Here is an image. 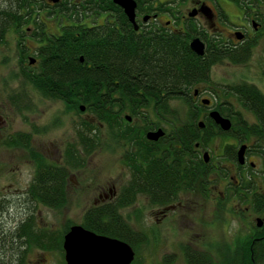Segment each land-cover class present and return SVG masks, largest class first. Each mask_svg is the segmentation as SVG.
Here are the masks:
<instances>
[{
    "label": "flooded vegetation",
    "instance_id": "af4514ba",
    "mask_svg": "<svg viewBox=\"0 0 264 264\" xmlns=\"http://www.w3.org/2000/svg\"><path fill=\"white\" fill-rule=\"evenodd\" d=\"M24 1L30 6L28 12L20 14L23 16L21 27H12L5 37L13 35L19 82H26L40 73V51L51 46L49 41L62 39L65 33L79 28L92 31L94 48L105 44L110 49L119 47L115 40L120 39L128 45L130 43L134 50L145 51L154 46L158 62H161L162 50L182 51L188 60V69L184 67L180 74L182 85L161 92L159 96L139 91L137 96L142 97V101L132 105L124 101L125 104L119 106L120 100L127 96L121 90H112V106L108 107L111 123L107 127L96 123L83 105L70 108L63 100L64 94L44 95L35 89L10 94L7 101L20 116L35 110V105L29 102L32 94L43 101L59 104L64 114L79 118L76 138L65 144L59 160H50L33 148L32 133L7 132V119L0 108V145L23 150L33 165V176L24 192L23 203L27 208L38 205L60 211L67 205L70 190L81 192L91 186L85 177L76 180L75 172L82 170L87 158L100 150L99 132L105 129L111 135L110 143L122 149L115 165L122 167L123 178L119 182L112 179L95 187L97 195L84 210L81 223L60 234L62 243L71 227L84 228L85 214L93 208L117 207L121 215L124 209L145 204L143 206L154 211L158 225L163 222L173 224L183 211L189 209L191 203L185 196L199 194L204 201L235 220L237 231L233 238H238L241 247L243 239L246 240L253 264H264V0H126L134 4L133 21L115 0ZM102 36H106L105 44ZM131 36L133 40H130ZM27 41L33 43V49L26 44ZM21 49L26 51L23 60ZM258 50H261L262 58H256ZM77 60L83 64V56H78ZM223 67L247 69L251 73L234 81L224 77L216 79L218 68ZM23 71L28 74L27 80ZM164 96L171 98L172 103L181 104L182 112L180 107L170 105L167 107L170 113H190L193 121L190 124L174 123L173 115L164 121L161 105L153 99ZM81 107H84L83 111ZM213 112L228 122L227 128L213 121L210 117ZM83 115L87 118L82 119ZM83 120L90 126H85ZM179 128L181 135L197 133L202 138L186 147L183 141L177 140ZM158 130L163 132L160 138L148 137ZM33 132L38 134L36 129ZM41 164L64 169L67 173L63 204L56 209L43 205L32 196ZM112 173H115L113 167ZM195 174L198 175L197 181L194 180ZM182 177L184 180L177 192L175 185ZM152 178L156 179L155 185L168 178L169 190L157 195L152 189ZM212 180L221 186L222 191L215 192ZM15 192L21 193V190ZM124 221L132 232L128 233L129 238H145L126 219ZM24 222L28 226L23 230L29 236L58 237L36 235L31 218ZM158 228L157 234L161 235ZM157 234L155 238H159ZM186 238L190 235L187 234ZM21 246L23 249L27 247L25 243ZM186 247L199 251L194 246H184V264ZM60 254L66 264L63 249ZM1 260L0 250V264H3ZM16 264L23 263L18 258Z\"/></svg>",
    "mask_w": 264,
    "mask_h": 264
},
{
    "label": "rangeland",
    "instance_id": "374dc122",
    "mask_svg": "<svg viewBox=\"0 0 264 264\" xmlns=\"http://www.w3.org/2000/svg\"><path fill=\"white\" fill-rule=\"evenodd\" d=\"M1 1L0 8L3 4ZM12 40L13 35L8 34L5 43L0 45V108L7 119L5 129L8 133H32L33 148L44 153L50 160H59L65 144L73 142L76 138L75 128L79 118L73 114H64L63 107L59 104L43 101L32 94L29 95V102L35 105L33 112H25L20 116L12 110L7 101L9 95L19 90H27L25 83L19 82L16 78L18 62ZM26 44L33 49L31 41H27ZM262 55L261 50H258L256 58H262ZM250 73L251 71L247 69L223 67L218 68L215 78L224 77L234 81ZM170 105L180 107L179 111L182 112L181 104L178 102H171ZM85 118L87 117L83 115L82 119ZM34 129L38 130V134L33 132ZM99 138L102 144L100 150L87 158L82 170L75 172L76 180L85 177L90 180L91 186L86 189L80 188L81 192L78 189L70 190L67 205L60 211H52L38 205L27 208L23 203L24 192L32 179L33 165L23 150L0 145V200L2 206L5 205L4 211L0 213V236L6 235L9 238L19 224L28 218H31L36 235L59 236L70 226L79 225L84 210L91 205L97 195L95 187L105 185L112 179L119 182L123 178L122 167L115 165L121 147L110 143L111 135L105 129L99 132ZM112 167L115 173H112ZM214 185L215 192L222 191L217 182ZM15 190H21V193H16ZM185 199L191 203L189 209L183 211L182 215H184L173 224L163 222L158 225L154 211L150 207L143 206L145 204L133 205L121 211L122 217L131 224V227L145 236V242L140 244L138 251L135 252L138 264H164V262L184 264L182 255L184 246H194L201 252L207 251L217 261V249L223 251L234 246L238 239L233 238L237 231V223L234 219H230L210 202L204 201L199 194L186 195ZM157 228L161 235L157 234ZM156 234L159 238H155ZM187 234L190 238H186ZM19 260L23 264H64L59 252L37 247L22 248Z\"/></svg>",
    "mask_w": 264,
    "mask_h": 264
},
{
    "label": "trees",
    "instance_id": "16d2710c",
    "mask_svg": "<svg viewBox=\"0 0 264 264\" xmlns=\"http://www.w3.org/2000/svg\"><path fill=\"white\" fill-rule=\"evenodd\" d=\"M1 2L3 4L0 8V42L5 43L6 33L12 27L15 29L21 27L23 16L20 14L28 12L30 3L24 0H2ZM19 35L24 38L23 34L19 33ZM105 37L101 38L104 44ZM130 40H133L132 36ZM94 41L95 36L92 35V31L83 28L76 29L72 33H65L62 39L49 41L51 46L43 47L40 51V73L23 82L27 90L35 89L44 95L64 94L63 100L70 105V108L77 109L79 104L83 105L96 123L107 127L111 123V113L108 111V107L112 106L110 98L112 90H121L127 96L120 100L122 102L119 106H123L124 101L129 105L142 101V97L137 96L139 91L159 96L161 92H169L182 85L181 70L184 67L188 69V60L181 54L182 51L162 50L161 62H158L154 46L145 51L139 48L134 50L129 46L130 43L128 45V43L117 39L115 43L119 47L115 46L110 49L106 48L105 44L101 48H94L92 46ZM25 52L24 49H21V60H23ZM78 56H83V64L77 60ZM157 63L160 64V67L156 65ZM22 74L27 80L28 74L24 71ZM115 81L118 84H115ZM153 99L161 105V115L164 121L169 115H173L174 123L190 124L193 121L190 113L186 115L170 113L167 107L170 106L171 98L164 96ZM149 100L151 101V99ZM83 123L85 126H90L86 120H83ZM181 131L180 128L179 131H176L178 133L177 140L183 141L186 147H190L193 141L198 142L202 138L197 133L192 136H188V134L184 136L181 135ZM40 166L41 173L39 180L35 181L36 189L32 196L43 205L56 209L63 204L67 173L58 167L44 164ZM197 177L198 175L195 174V181H197ZM167 180L168 178H163V182L155 185L156 179H151L152 189L156 190L157 195H163L169 190ZM183 180L184 177L177 181L175 185L177 192L180 191ZM189 182L191 181L189 180ZM4 209L5 205H0V213ZM25 226H28L27 222L19 224L15 232L9 235V238L3 234L0 236V247L4 249L0 248L3 264H16V260L22 252V243H25L27 247L51 249L62 253L61 235L57 238H37L25 233L23 230ZM29 226H31L30 222ZM83 227L97 234L124 241L135 252L138 251V246L145 242L144 238L128 237V233L132 234V232L129 231L128 225L118 212L117 207L108 209L99 207L89 210L85 214ZM245 241L243 239L242 247L236 241L232 248L228 247L223 251L217 249V261L207 251H194L186 247L184 248L185 262L186 264H253L249 245L247 246L248 243L245 244ZM137 262L136 255L131 264H138ZM164 264H168V262H164Z\"/></svg>",
    "mask_w": 264,
    "mask_h": 264
},
{
    "label": "water",
    "instance_id": "95a60500",
    "mask_svg": "<svg viewBox=\"0 0 264 264\" xmlns=\"http://www.w3.org/2000/svg\"><path fill=\"white\" fill-rule=\"evenodd\" d=\"M124 8L125 13L133 21L134 4L126 0H115ZM31 59V63H33ZM84 110V107H81ZM215 123L228 127L217 112L210 114ZM226 125L224 126V124ZM163 135L161 130L149 134L150 139H158ZM241 159V158H240ZM62 249L66 264H131L135 258L132 247L124 241L85 230L81 226H73L63 238Z\"/></svg>",
    "mask_w": 264,
    "mask_h": 264
}]
</instances>
